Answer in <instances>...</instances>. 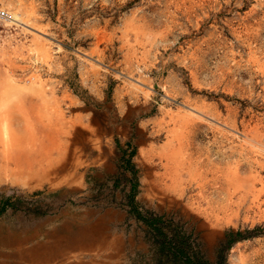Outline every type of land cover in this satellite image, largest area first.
Listing matches in <instances>:
<instances>
[{
  "label": "rangeland",
  "instance_id": "obj_1",
  "mask_svg": "<svg viewBox=\"0 0 264 264\" xmlns=\"http://www.w3.org/2000/svg\"><path fill=\"white\" fill-rule=\"evenodd\" d=\"M3 112L46 134L11 145L64 159L0 179L23 200L0 222L98 227L107 242L51 264H155L128 205L131 163L143 211L184 225L213 261L241 232L228 263L264 264V0H0Z\"/></svg>",
  "mask_w": 264,
  "mask_h": 264
},
{
  "label": "bare ground",
  "instance_id": "obj_2",
  "mask_svg": "<svg viewBox=\"0 0 264 264\" xmlns=\"http://www.w3.org/2000/svg\"><path fill=\"white\" fill-rule=\"evenodd\" d=\"M12 15L17 20H26L18 11L13 12ZM19 126L24 128L20 130ZM36 128V121L32 120L31 116L19 122L9 112L0 113V134L5 140V144L0 147V179L13 178L25 181L30 177L43 178L50 176L56 166L62 162L64 159L62 150L58 151L57 155L44 154L41 152L43 147L38 145L19 147L10 144L18 140L20 137L18 132L22 130L32 135L37 132L46 135L43 134L44 127H38L37 130ZM40 140L44 141V138ZM45 226L41 224L30 230H17L0 222V264H51L69 250L91 249L107 244L98 227L94 232L88 233L80 231L79 227L70 222L53 230H47ZM5 247L8 249L5 250Z\"/></svg>",
  "mask_w": 264,
  "mask_h": 264
},
{
  "label": "trees",
  "instance_id": "obj_3",
  "mask_svg": "<svg viewBox=\"0 0 264 264\" xmlns=\"http://www.w3.org/2000/svg\"><path fill=\"white\" fill-rule=\"evenodd\" d=\"M128 168L133 173L130 178V190L126 194L128 205L130 212L148 226L155 248V264H229L227 252L237 241L244 238L241 232L237 235L229 234L218 247L216 260L209 259L197 238L184 225L169 220L162 214L142 210V203L137 198L140 181L137 178L135 165L131 163ZM22 201L20 196L12 197L0 192V214L10 207L19 208L18 204H22Z\"/></svg>",
  "mask_w": 264,
  "mask_h": 264
},
{
  "label": "crops",
  "instance_id": "obj_4",
  "mask_svg": "<svg viewBox=\"0 0 264 264\" xmlns=\"http://www.w3.org/2000/svg\"><path fill=\"white\" fill-rule=\"evenodd\" d=\"M145 166H147L146 163H145ZM140 181H141V180H140Z\"/></svg>",
  "mask_w": 264,
  "mask_h": 264
}]
</instances>
